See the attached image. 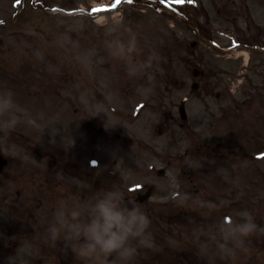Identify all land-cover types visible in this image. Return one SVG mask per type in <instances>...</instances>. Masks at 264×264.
Segmentation results:
<instances>
[{"label":"rangeland","instance_id":"1","mask_svg":"<svg viewBox=\"0 0 264 264\" xmlns=\"http://www.w3.org/2000/svg\"><path fill=\"white\" fill-rule=\"evenodd\" d=\"M197 1L201 10L195 14L196 21L208 28L216 46L228 52L206 45L198 30L181 19L165 11L154 12L137 0L124 4L114 17L101 19L100 23L109 22L105 28H97L101 26L88 19H54L31 11L17 21L13 10L5 15L0 0V21L21 23L19 27L0 26V91L11 90L16 105L0 119L14 116L17 120L8 131L16 144H1L11 153L16 174L33 165L38 177L49 178L50 187L61 178L59 137L64 138L60 142L65 147L71 145L73 156L76 147L81 150L91 144L89 153L97 161L95 189L115 184L124 191L125 200H135L137 193L152 187L153 197L142 210L151 220L154 246L140 248L133 264H264V233L257 231L249 237L246 250L235 248L220 233L226 219L240 222L245 213L264 228V119L258 106L264 100L242 106L251 88L240 84L243 73L264 71V59L239 49L245 39L255 36H262L264 42V0H234V6L228 0ZM35 24L45 32H31ZM132 35L137 48L131 54H122L114 46L117 58L106 46L110 41L127 46ZM32 36L37 39L34 46L27 41ZM96 37L99 40L94 44ZM51 41L60 42L62 48H46ZM96 52L101 57L95 66ZM31 55L41 59L35 68L42 71L27 77L33 73L18 68H24L23 57ZM149 56L163 75L154 67L130 78L125 63H143ZM245 58H250L248 67ZM110 65L111 69L102 68ZM62 67L70 72L83 69L87 74L80 79L73 74L71 78L53 76ZM196 67L202 72L199 80L193 76ZM195 82L200 84L196 91L192 90ZM183 102L187 121L178 110ZM63 108L70 111L68 117L60 116ZM225 108L226 118L222 116ZM94 115L96 134L88 129ZM80 124L87 130L79 128ZM31 126L35 145L24 151L20 144L28 142L19 138H25ZM235 126L241 128L239 135L233 134ZM42 135L50 142H42ZM219 143L221 149L215 154ZM47 180L34 177L33 184L45 187ZM17 183L5 182L8 186L0 192L17 190ZM73 248L64 256L66 264H86L78 247Z\"/></svg>","mask_w":264,"mask_h":264},{"label":"clouds","instance_id":"2","mask_svg":"<svg viewBox=\"0 0 264 264\" xmlns=\"http://www.w3.org/2000/svg\"><path fill=\"white\" fill-rule=\"evenodd\" d=\"M106 46L111 53L115 46L120 53L128 55L137 48V41L132 35L127 46L118 41H110ZM125 66L130 78L154 67L163 75V69L156 66L152 56L143 63L126 62ZM15 107L14 93L11 90L0 91V117ZM16 124L14 116L2 118L0 132L11 131ZM0 140H7V136L0 137ZM76 184L78 188L82 186L88 195L83 199L74 196L70 203H60L58 211L70 223L66 230L55 223L49 226L48 232L53 241L58 240L64 231L65 245L78 247L79 256L86 264H133L140 248L154 246L150 218L139 203L125 200L124 191L119 186L114 184L108 189H95L79 179H76ZM224 224L226 227L220 232L223 239L241 250H246V240L257 231L264 233V228H260L249 213H245L240 222L226 219ZM20 260L17 251L14 256L7 257L6 264H20Z\"/></svg>","mask_w":264,"mask_h":264},{"label":"flooded vegetation","instance_id":"3","mask_svg":"<svg viewBox=\"0 0 264 264\" xmlns=\"http://www.w3.org/2000/svg\"><path fill=\"white\" fill-rule=\"evenodd\" d=\"M21 1L25 5L29 0ZM41 1L45 4V0ZM10 174L4 172L0 176V190L2 177L14 182L20 179ZM32 178L33 173L27 169L25 186L10 195L11 201L0 200V264H6L7 257L14 256L17 251L20 264H65L64 249L50 250L45 246L43 238L49 234L48 227L39 219L46 205L42 199L45 190L44 186L33 189Z\"/></svg>","mask_w":264,"mask_h":264},{"label":"snow or ice","instance_id":"4","mask_svg":"<svg viewBox=\"0 0 264 264\" xmlns=\"http://www.w3.org/2000/svg\"><path fill=\"white\" fill-rule=\"evenodd\" d=\"M19 2H20V0H17V4H19ZM122 2H123V0H116V4L114 5V7L116 5L121 4ZM132 2H133V0H127V3H129V4H131ZM161 2H164V0H161ZM188 2H192V0H188ZM174 3L181 4L182 5V4L185 3V0H174ZM95 11H97V12H99V11H106V9H104V10L97 9ZM261 158L264 159V157H261Z\"/></svg>","mask_w":264,"mask_h":264},{"label":"water","instance_id":"5","mask_svg":"<svg viewBox=\"0 0 264 264\" xmlns=\"http://www.w3.org/2000/svg\"><path fill=\"white\" fill-rule=\"evenodd\" d=\"M183 115H184V117H185V114H184V112H183ZM143 200V199H142Z\"/></svg>","mask_w":264,"mask_h":264}]
</instances>
